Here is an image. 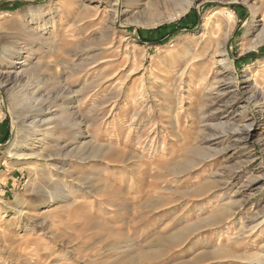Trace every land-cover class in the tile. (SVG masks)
Returning a JSON list of instances; mask_svg holds the SVG:
<instances>
[{
	"label": "rangeland",
	"instance_id": "374dc122",
	"mask_svg": "<svg viewBox=\"0 0 264 264\" xmlns=\"http://www.w3.org/2000/svg\"><path fill=\"white\" fill-rule=\"evenodd\" d=\"M124 1L0 0V264H264V0Z\"/></svg>",
	"mask_w": 264,
	"mask_h": 264
},
{
	"label": "bare ground",
	"instance_id": "6f19581e",
	"mask_svg": "<svg viewBox=\"0 0 264 264\" xmlns=\"http://www.w3.org/2000/svg\"><path fill=\"white\" fill-rule=\"evenodd\" d=\"M191 2H192V0H185L183 3H181V5H180V13H182V12H184V10L186 9V8H188L189 7V5L191 4ZM126 2L124 1V0H116V8H115V10H114V15H115V17L117 18V17H119L120 15H121V13L122 12H124L125 11V8L126 7H124L123 9H121V6L122 5H124ZM120 6V7H119ZM122 10V11H121ZM223 11H221L225 16H226V18H227V20H228V22H232V20H233V16H232V14L229 12V11H227L226 9H222ZM250 11H251V19H250V22H247V24H245L246 25V27H249V26H251L252 25V22L254 21V19H255V11H254V9H253V7L252 8H250ZM121 12V13H120ZM223 17V16H222ZM115 18V19H116ZM226 18H224V19H226ZM42 22H44V24H45V21H38V22H34V18L33 17H31V19L29 20V21H25V23L22 25L23 26V30L22 31H28V32H31V34L32 33H34L35 34V37L37 38V37H40L39 35H41V33H42V31H44L43 30V27L42 26H44V24H42ZM234 22V21H233ZM157 23V21H153L152 23H151V25H154V24H156ZM30 24H32L31 25V27H30V30L28 29L29 27V25ZM47 24H54V19L53 18H50L49 19V21L47 22ZM30 34V35H31ZM33 35V34H32ZM32 38V37H31ZM38 39V38H37ZM38 41V40H37ZM50 42V41H49ZM27 54H28V52H27ZM25 57H27V56H25ZM29 57V56H28ZM8 58V60H10L11 61V57H7ZM5 59V57L4 56H0V63L2 64L3 63V60ZM20 59H22V57L20 58ZM20 65H22V63L20 64ZM26 66V65H25ZM20 68H22V67H19V69ZM6 69V66L4 67V66H2V67H0V71H2V70H5ZM2 85H3V83H2ZM61 87V86H60ZM41 89V88H40ZM42 90V89H41ZM63 90V89H62ZM259 90V89H258ZM261 90V89H260ZM59 91V90H58ZM36 92H38V91H36ZM60 92V91H59ZM34 93H35V91H34ZM41 93V92H40ZM262 93H263V91H262ZM61 94H62V92H61ZM40 95V94H39ZM39 95H36V96H39ZM57 95V94H56ZM65 95H67V93L65 94ZM262 95V94H261ZM44 96V95H43ZM60 96V95H59ZM62 96V95H61ZM60 96V97H61ZM59 97V98H60ZM140 97V96H139ZM49 98V97H48ZM57 99V98H56ZM146 99V98H145ZM61 100V99H60ZM59 100V101H60ZM50 101V100H49ZM54 103H56V102H54ZM67 103V104H66ZM57 104H58V102H57ZM65 104V105H64ZM72 104V99H68V101H65V99L63 98V101H62V103L61 104H59V110H60V112L62 111V114H65V113H68L69 112V107H70V105ZM42 105V104H41ZM50 105V104H49ZM49 105L47 106V108H50L49 107ZM76 105V104H75ZM52 106V105H51ZM54 106V105H53ZM63 106V107H62ZM39 107V106H38ZM42 107V106H41ZM40 107V108H41ZM71 108V107H70ZM36 109H37V107H36ZM35 109V110H36ZM39 109V108H38ZM43 109H44V107H43ZM45 110V109H44ZM58 110V109H57ZM40 111H42V110H40ZM53 111H56V110H53ZM34 112V111H33ZM38 112V111H37ZM45 112V111H44ZM27 113V112H26ZM29 113V112H28ZM52 113H54V112H52ZM74 113H76L75 111H74ZM33 114V113H32ZM35 114V113H34ZM37 114L38 113H36V116H35V118L37 117ZM44 114V113H43ZM71 114V113H70ZM135 114H136V112H135ZM29 115H31V114H29ZM28 115V116H29ZM41 115V114H40ZM28 116H26V117H28ZM71 116V115H70ZM136 116V115H135ZM58 117L59 116H55V113L54 114H49L48 116H47V118L46 119H43L41 122H42V124H43V126H45V128L43 129V130H40V131H38V133L41 135V137H44L43 136V134L44 135H46V136H48V137H53V138H55V136L53 135L54 134V132L55 131H57V130H55L54 128L57 126V123H56V119H58ZM77 117V116H76ZM23 118H25L24 116H23ZM75 118V117H74ZM134 119V118H133ZM30 120H32L31 122H30V124L27 126L28 127V130H27V135H26V137L24 136V140H23V143H21V145H18V143H19V140H18V135H17V132L18 131H16V134H15V138H14V140L11 142V148L8 150V154H9V156L10 157H24L25 155H27V153H29V152H32L33 151V149L28 145V143L30 142V138H31V136H33V134H32V132H34V131H37V123H38V120L37 121H35V119H34V116H30ZM64 122V121H63ZM73 122V121H72ZM71 122V123H72ZM75 122V121H74ZM17 122L15 121H12V126H13V129H18V124H16ZM81 124L82 123H78L77 125H76V127H74L73 128V130H72V132L70 133V140L72 141V145L74 144V143H79L78 142V137L80 136L81 137V133H80V130H81ZM64 125V124H63ZM65 127V126H64ZM73 127V126H72ZM22 128V127H21ZM41 128V127H40ZM53 129L55 130V131H53ZM57 129V128H56ZM64 130H66V129H64ZM20 132V131H19ZM56 133V132H55ZM59 133V132H58ZM26 134V133H25ZM84 135V134H83ZM57 136V135H56ZM59 136V135H58ZM60 139V138H59ZM61 139H62V137H61ZM44 140V138H41V141H43ZM55 140H57V138L55 139ZM53 141V140H52ZM44 142H46L45 140H44ZM60 142H61V140H60ZM50 142L48 141L47 142V144H49ZM13 144V145H12ZM53 144V143H52ZM65 144V143H64ZM70 144V146H72ZM46 145V144H45ZM69 146V145H68ZM69 146V147H70ZM55 147H57V146H55ZM58 147H59V145H58ZM64 147H66V146H64ZM74 147V146H73ZM87 147V145L86 144H84V145H79V146H75L73 149H74V154L76 153H80L82 150H86L85 148ZM49 148H50V146H49ZM28 149V151H26ZM42 149L43 148H41L40 150H39V153L36 155V157H41V156H44L42 153H45V152H42ZM62 150V149H61ZM20 153V154H19ZM86 153H87V151H86ZM91 156H90V155ZM88 155H86L85 153H82L81 155H79L78 157L76 156V158L74 157V159L75 160H77L78 162L79 161H87V159H89V158H91V159H93V160H95V159H97V160H99L100 158H101V156H99L101 153L99 152V151H96V152H90ZM35 155V154H34ZM48 157H50V155L48 156ZM51 157H52V155H51ZM103 158H104V156H102ZM100 161V160H99ZM102 161V160H101ZM107 162V161H106ZM105 162V163H106ZM64 164H68L66 161H65V163ZM50 167H53V165H42V164H38L37 166H35L33 169L34 170H36V168H38L37 170H36V173L37 172H45V178H51L50 177V172H51V169H50ZM60 168V167H59ZM61 169V168H60ZM56 170H57V168H56ZM31 170L29 169V172H30ZM59 171V170H58ZM61 171V170H60ZM65 172L67 171V170H64ZM63 171V172H64ZM33 172V171H32ZM35 173V172H34ZM71 173V172H70ZM38 175V174H37ZM44 178V179H45ZM34 179V178H33ZM49 180V179H48ZM87 180H89V178L87 179ZM87 180H85V181H87ZM45 181V180H44ZM51 181L52 180H50V184H52L51 183ZM91 181H92V179H91ZM49 182V181H48ZM79 182H81L82 183V181H80L79 180ZM56 183V182H55ZM57 184V183H56ZM85 184V183H84ZM93 185V183H91L90 181H89V185ZM86 186H87V184H85ZM91 185H90V187H91ZM125 186V185H124ZM43 187V186H42ZM64 188V187H63ZM107 190V189H106ZM46 192V191H45ZM106 192V191H105ZM50 194V193H49ZM110 194V193H109ZM53 197V196H52ZM68 197V196H67ZM51 198V197H50ZM58 198V197H57ZM61 198V197H60ZM73 199V198H72ZM71 199V200H72ZM65 200V203H67V204H69V206H70V199L68 198H66V199H64ZM63 200V201H64ZM73 203H72V205H74L75 204V201H72ZM77 202V201H76ZM160 204V203H159ZM145 205V204H144ZM150 205V204H149ZM68 206V205H67ZM66 206V207H67ZM142 207V206H141ZM68 211V210H67ZM70 211V210H69ZM28 212V211H27ZM29 213V212H28ZM21 216L22 215H19V218L21 219ZM28 218V217H27ZM30 219V218H29ZM31 219H32V217H31ZM30 219V220H31ZM24 221V220H23ZM43 223L45 224V221L43 220ZM42 224V223H41ZM100 227V226H99ZM244 228V227H243ZM25 229V228H24ZM245 231V230H244ZM240 238V237H239ZM6 241V240H5ZM8 242V241H7ZM8 243H11V242H8ZM155 244H157V245H160V244H165L166 246L168 245V247H172V244L173 243H175V239L173 238V237H163V238H158L157 240H155V242H154ZM1 245H3V246H5L6 245V243H4V244H1ZM8 246H9V244H7ZM7 246V247H8ZM14 248V247H13ZM13 248H8L7 249V251L10 249V251L12 252V250H13ZM20 249V248H19ZM18 249V250H19ZM10 251L8 252V253H10ZM20 252H22V250H20ZM137 253V252H136ZM142 253V252H141ZM214 253V252H213ZM213 253H212V255H213ZM138 254V253H137ZM151 254L152 253H150V252H143L142 254H140L141 256V259L142 258H144V259H147V258H149V256L150 257H152L151 256ZM215 254V253H214ZM218 254V256H214V257H218V260H219V253L217 252L216 253V255ZM210 255V254H209ZM206 256V257H208V258H210V256ZM10 256V255H9ZM14 256V255H13ZM12 256V257H13ZM17 256V260H18V258H20L21 256L19 255V253H18V255H16ZM153 256H155V257H157V256H159L158 255V253L157 254H155V255H153ZM205 256V255H204ZM203 256V257H204ZM212 256V257H213ZM11 257V256H10ZM133 257H136V256H133ZM201 258H202V256H201ZM207 258V259H208ZM15 259V260H16ZM206 258H205V260H207ZM8 261H9V259H7ZM196 260H198V258H196ZM205 260H203V261H205ZM146 261V260H145ZM263 261H264V259H263ZM33 263V262H32ZM70 264V263H69ZM128 264H135V261H134V259L133 258H130V259H128Z\"/></svg>",
	"mask_w": 264,
	"mask_h": 264
},
{
	"label": "trees",
	"instance_id": "16d2710c",
	"mask_svg": "<svg viewBox=\"0 0 264 264\" xmlns=\"http://www.w3.org/2000/svg\"><path fill=\"white\" fill-rule=\"evenodd\" d=\"M161 29H163V28H161ZM157 30H159V29H156V31H157Z\"/></svg>",
	"mask_w": 264,
	"mask_h": 264
}]
</instances>
